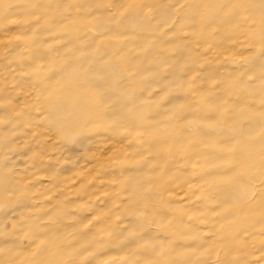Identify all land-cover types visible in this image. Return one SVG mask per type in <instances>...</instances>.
I'll use <instances>...</instances> for the list:
<instances>
[{"label":"rangeland","instance_id":"374dc122","mask_svg":"<svg viewBox=\"0 0 264 264\" xmlns=\"http://www.w3.org/2000/svg\"><path fill=\"white\" fill-rule=\"evenodd\" d=\"M0 264H264V0H0Z\"/></svg>","mask_w":264,"mask_h":264}]
</instances>
